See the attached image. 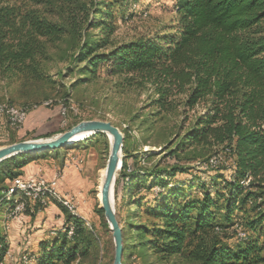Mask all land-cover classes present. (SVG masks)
<instances>
[{
	"label": "trees",
	"instance_id": "trees-1",
	"mask_svg": "<svg viewBox=\"0 0 264 264\" xmlns=\"http://www.w3.org/2000/svg\"><path fill=\"white\" fill-rule=\"evenodd\" d=\"M101 2L0 0V75L7 83L43 80L46 43L63 39L70 47L77 48L76 60L85 61L80 67L82 73L93 75L100 63L108 61L109 73L128 74L129 79L137 77L138 81L153 85L157 94L153 100L156 113L176 106L169 98L174 92H184L183 104L188 108L203 100L205 111L197 116L179 145L168 151L177 156L182 145L204 146L203 152H195L189 158L190 164H177L175 160L150 169L129 167L126 154L123 155L114 182V197L119 190L123 197L136 191L138 194L148 181L147 187H156V190L151 206L145 210L157 220L151 224L132 220L131 215L141 208L142 201L141 194L132 196L136 209L130 211L125 224L118 217L123 237L122 259L131 251L149 257L148 249L167 256L187 248L186 255L196 264H264L260 246L245 240V227L238 221L230 226L214 223L211 208L220 193L226 200V219L230 220L233 210L239 208L244 211L245 226L264 234V0H173L174 22L168 26L173 31L164 28L162 33L140 35L107 49L104 47L111 43L109 36L116 24L109 5L100 7ZM80 13L85 18L91 17L80 23L77 20ZM91 25L98 28L99 34L89 32ZM78 32L81 33L78 35ZM19 106L29 109L28 105ZM220 148L224 158L218 153ZM47 151L51 150L4 158L0 161L2 177L13 180L20 174L22 165ZM202 154L207 155L199 157ZM213 154L222 159L216 167L198 166L201 161L212 160ZM193 166L206 171L218 170L209 182L195 176L177 180L178 172H187ZM148 176L151 180L146 181ZM196 184L206 187L201 200L182 195ZM213 185H218L214 195L209 188ZM17 191L19 195L15 196ZM44 197L51 198L47 193ZM25 198L32 200L31 196L5 184L0 189L2 214L7 205L8 217L18 202L24 208ZM57 203L64 214L62 231L40 241L35 264H56L57 261L70 264L77 256H85L91 248L98 247L95 234L84 223L86 220ZM25 208H30V204L26 203ZM95 210L109 229L103 209L96 205ZM235 224L245 230L236 236L237 243H227L216 235L231 227L235 232ZM126 229L134 231L132 239L125 236ZM67 240H71L69 244ZM7 250L6 236L0 232V262ZM21 253L19 261L27 263V254L31 253Z\"/></svg>",
	"mask_w": 264,
	"mask_h": 264
},
{
	"label": "rangeland",
	"instance_id": "rangeland-1",
	"mask_svg": "<svg viewBox=\"0 0 264 264\" xmlns=\"http://www.w3.org/2000/svg\"><path fill=\"white\" fill-rule=\"evenodd\" d=\"M172 1L103 0L99 4L100 7L109 5L116 24L114 31L109 36L111 43L104 48H111L110 46L113 44L127 42L140 35L152 36L156 32L162 33L164 28H167L165 31H173V29L168 28L174 22L175 13L171 10ZM89 16L85 18V15L80 13L77 15V20L80 23L86 22L91 17ZM88 30L97 34L100 32L94 25L89 26ZM80 33L78 32L77 34L79 35ZM46 52L47 55L43 56V80L29 82L16 80L7 83L5 78L0 75V102L9 101L14 103V105L17 104L16 106H29L27 110V127L21 129L20 127L14 128L10 126L6 118L0 115V141H17L47 133H52L51 135H53V132L57 129H66L76 120L90 117L110 120L119 127L123 133L121 157L126 154L129 167L136 165L150 169L154 166L163 167L175 162V160H177V164H190L188 161L191 159L189 158L195 152H203L204 146L199 145L194 148L189 144L180 146L176 153L178 154L177 156L168 152L171 148L179 145V140L192 126L197 116L205 111L203 100H199L192 108H188L183 104L184 92H174L169 98L176 106L168 110L162 109L159 113H156L157 105L153 100L157 94L153 90L154 86L149 82H140L137 77L129 79L127 78L128 74L109 73L107 67L110 62L108 61L100 63L93 75L82 73L80 67L85 61H77V48L75 46L73 48L72 46L70 47L63 39H58L54 43L48 41L46 43ZM49 102L50 104L46 105ZM61 104L65 106L64 114L61 112ZM71 147H76L78 152L84 157L85 162L83 163L82 171L88 167L90 172L89 177L91 180L88 181L91 187L89 194L94 217L92 219L88 218V221L84 223L95 234L98 247L95 249L91 248L85 256H77L70 264H112V233L104 225L101 215L95 210V206L98 205L97 202L99 203V171L102 167L104 168L109 152L107 135L101 132L91 137H84L75 143L63 146L61 150H68ZM218 153L220 156H224L221 153V148ZM207 154H202L199 157ZM217 170L207 169L206 171L193 166L187 172H178L176 175L178 176L177 180L189 179L195 176L199 180L209 182L210 176ZM1 177L2 173L0 172V189L4 186L3 184H6V182L1 180ZM145 180H151V177L148 176ZM147 183L138 193L142 196L141 208L136 206L139 209L137 212L134 210L136 214L131 215V219L136 222L143 221L151 224L156 222L157 219L149 214L148 209L145 210V208L151 206L153 192L156 187H147ZM215 186L218 185L209 187L213 195ZM204 189L199 184H196L193 188L188 187L187 191H185L187 193L182 195L201 200ZM138 194L136 191L134 195L138 196ZM18 195L19 192L17 191L15 196ZM134 195L128 194L123 197L122 192L119 190L117 196L114 197L115 213L117 219L119 217L121 224H125L130 211L136 209L135 205H133L134 199H132ZM47 200L53 199L48 197ZM26 203L30 204L31 208L32 200L25 198L24 208ZM225 204L226 200L219 193L215 205L211 207L214 223L230 226L233 221H238L245 227L247 232L245 240L254 241L260 246L261 253L264 254V234L260 235L245 226L244 217H242L244 211L239 208L233 210L230 220L226 219L224 216ZM7 206L4 208V214L0 216L1 233L4 231L2 219H4L5 227L11 220L7 216ZM74 206L76 210V203ZM249 208L251 209V207ZM73 213L76 214V212ZM188 224V228L191 230L192 221L188 222ZM209 229L215 233L211 228ZM230 229L225 230L223 233H216V235L227 243L235 244L237 243L236 235L233 228L231 227ZM59 231L62 230L59 229ZM133 234V230H125V236L128 239H132ZM70 241L67 240L66 243L69 244ZM186 251L187 248L182 253L162 256L160 253H153L148 249L149 257H142L135 251H131L130 255L123 261V264H196L193 258L186 255ZM9 254L10 249L8 248L5 255ZM21 254L18 255V258H20ZM27 256H29L27 263L19 261V264L36 263L33 254H27ZM1 264H7V259L3 258ZM56 264L64 263L57 261Z\"/></svg>",
	"mask_w": 264,
	"mask_h": 264
},
{
	"label": "crops",
	"instance_id": "crops-1",
	"mask_svg": "<svg viewBox=\"0 0 264 264\" xmlns=\"http://www.w3.org/2000/svg\"><path fill=\"white\" fill-rule=\"evenodd\" d=\"M27 118L28 115L20 129L27 127ZM8 142L0 141V145ZM61 149L62 147L58 151L51 150L52 152L48 151L47 153L33 156L20 167L19 175L29 176L35 174L41 175L46 179L55 178L56 188L60 192H67L74 196L77 202L76 215L88 221V218L92 219L94 217L89 194L91 187L88 181L91 180L89 177L90 172L88 167L82 171L85 161L84 157H82L83 155L78 152L76 147H71L68 150ZM64 151L67 152L65 153ZM19 175L14 177L13 180H18ZM1 180L8 183L11 179L4 176L1 177ZM1 211L2 209H0V216L2 214ZM1 222L4 229L2 233L6 236L10 251L18 253V255L25 250L28 252L32 251L30 253L36 258L39 253L40 241L52 237L59 232V229H62L64 214L57 202L49 200L39 210L32 213L26 211L19 218L9 220L7 227L4 225V219Z\"/></svg>",
	"mask_w": 264,
	"mask_h": 264
},
{
	"label": "water",
	"instance_id": "water-1",
	"mask_svg": "<svg viewBox=\"0 0 264 264\" xmlns=\"http://www.w3.org/2000/svg\"><path fill=\"white\" fill-rule=\"evenodd\" d=\"M98 132L110 133L109 152L104 165L105 171L100 184L99 203L103 209L104 218L112 233L113 260L112 264H123V237L120 223L113 204L114 182L118 169L121 167L123 133L110 120L100 118H86L77 121L70 127L46 137H34L13 141L0 145V161L18 153H39L44 150H53L71 144L76 137L92 135ZM86 136V137H87Z\"/></svg>",
	"mask_w": 264,
	"mask_h": 264
},
{
	"label": "built area",
	"instance_id": "built-area-1",
	"mask_svg": "<svg viewBox=\"0 0 264 264\" xmlns=\"http://www.w3.org/2000/svg\"><path fill=\"white\" fill-rule=\"evenodd\" d=\"M61 112L63 114L65 113V106L63 104H61ZM0 115L6 118L10 126L14 128H18L22 126L24 120L26 119L27 109H25L22 106V111H10V109L8 108V101H4L3 105H0ZM221 160L222 159H220L219 155L213 154L212 160L201 161L200 164H198V166L200 168H213V167H216ZM14 182L24 183L27 190L29 191V194H31L32 206L31 208H21L18 202L15 208L13 209V211L10 213L11 220L19 218L26 211L31 212V213L35 212L36 210H39L40 208L44 207L47 204L48 200L43 198L41 194L39 193V185H53L54 188L57 189L55 178L46 179L41 175H35V174L29 175V176L19 175L18 180H10L6 184L9 186V184L14 183ZM61 194H63L66 200H71L77 203L72 194H69L67 192L65 193L61 192ZM69 226L71 229V225ZM243 232H245V230L238 229L237 224H235V235L239 237L241 236V233ZM3 258L7 259V264H19L18 253L15 254L14 252L10 251V254L4 255Z\"/></svg>",
	"mask_w": 264,
	"mask_h": 264
},
{
	"label": "bare ground",
	"instance_id": "bare-ground-1",
	"mask_svg": "<svg viewBox=\"0 0 264 264\" xmlns=\"http://www.w3.org/2000/svg\"><path fill=\"white\" fill-rule=\"evenodd\" d=\"M4 102H0V105H3ZM8 108L10 109V111H22V107L20 106H16L14 104H9L8 103ZM25 108V107H24ZM26 109V108H25ZM108 141L110 142L112 140V135L110 133H106ZM87 135H84L82 137H76L75 139H73L71 142H75L78 140H81L82 138L86 137ZM105 171V167L101 168L99 171V176H100V182L99 184H101V179H102V175L104 174ZM11 188L12 189H19L23 194H27L29 196H31V194H29V191L27 190L26 186L24 185V183L21 182H16L11 184ZM100 189V187H99ZM11 190H9L10 192ZM39 193L41 194V196L43 198L44 194L47 193L49 196H51L52 199H55L57 201H59L60 203H62L64 206H66L69 210L71 211H75V206L73 201L71 200H66L63 196V194H61V192H59V190L55 189L53 185H39ZM99 196H100V192H99ZM114 198V197H113ZM99 199V198H98ZM113 204H114V199H113ZM17 205V204H16ZM15 205V206H16ZM19 206L22 208V202H19ZM15 208V207H14ZM13 208V209H14ZM13 210H11L12 212ZM10 212V213H11ZM242 234V233H241ZM24 256V255H23ZM25 257V256H24Z\"/></svg>",
	"mask_w": 264,
	"mask_h": 264
}]
</instances>
